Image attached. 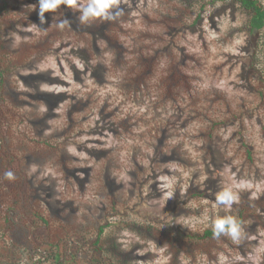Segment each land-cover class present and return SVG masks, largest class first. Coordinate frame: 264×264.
Here are the masks:
<instances>
[{"label":"rangeland","instance_id":"1","mask_svg":"<svg viewBox=\"0 0 264 264\" xmlns=\"http://www.w3.org/2000/svg\"><path fill=\"white\" fill-rule=\"evenodd\" d=\"M192 1V11L169 27L164 19L182 9L178 0H120L124 14L111 28L96 31H88L89 24L78 28L79 12L63 4L44 14V24L38 18L3 30L10 48L55 35L42 58L9 77L11 102L19 103L15 108L23 119L13 131L23 126L26 134L12 143L41 199L38 208L80 224L69 247H84L108 222L105 236L131 254L132 264H170L165 245L121 223L201 233L207 217L230 215L242 197H264V98L257 79L247 77L253 37L238 29L244 15L235 5ZM29 4L38 9V0ZM69 17L75 27L57 29L55 21ZM104 31L118 35L119 51ZM150 58L152 70L141 78ZM174 65L189 88L182 85L171 98L162 77ZM224 188L238 200L231 208H216L215 194ZM191 189L205 193L189 196ZM169 191L173 197L164 203ZM218 245L211 259L182 257L176 264H264V229H244L238 244L223 236ZM75 254L72 264H89L90 254Z\"/></svg>","mask_w":264,"mask_h":264},{"label":"trees","instance_id":"2","mask_svg":"<svg viewBox=\"0 0 264 264\" xmlns=\"http://www.w3.org/2000/svg\"><path fill=\"white\" fill-rule=\"evenodd\" d=\"M202 1L206 4L216 1L228 2L235 5L244 15V23L238 29L253 37L250 51L252 54L247 63V77L257 79L255 88L259 89L260 96L264 98V2L261 0ZM30 2L32 0H0V264H72L77 261L76 252L83 255L90 254L89 264H132L131 254L122 252L117 241L105 236L108 222L98 226L96 234L92 239L87 240L84 247H79L81 244L77 246L79 249L76 248V244L69 247L71 240L79 237L77 234L81 230L80 224L62 222L61 217L38 208L41 199H38L35 189L30 186L23 165L24 159L16 145L12 143V139L16 136L21 142L26 134L22 130L23 126L15 134L13 131V125L20 124L23 119L15 108L19 103L11 102L9 77L18 68L32 62L34 58L39 56L42 58V53L49 48L51 41L55 40V35H48L42 37L40 41L23 43L16 48L8 46L4 39V29H14L37 22L38 9L31 8ZM178 2H181L182 9L178 10L177 15L168 14L164 19L170 21L166 24L167 27L173 22L181 23L180 17L192 11V0H178ZM21 6L25 9H20ZM177 16L179 18H176ZM199 17L200 15H197L193 22L198 21ZM69 21L75 27L76 19L69 17ZM94 22L89 24L88 31H96L102 25L105 27L107 25L109 28L114 26L113 21ZM78 25V28L82 26ZM103 35L108 44L119 51L118 35L110 31H104ZM152 60L153 58H150L145 61L146 69L140 72L141 78L152 70ZM186 81L187 76L174 65L172 70L162 77L166 97L175 98L182 85L186 87L184 90H187L189 84ZM80 104V102L75 103L70 109L73 111ZM216 124L219 123H213L214 126ZM208 136H211L210 132ZM42 144L56 147V144L44 140ZM49 151L50 148L44 153L48 154ZM9 170L14 173L15 178L12 180L4 177V173ZM204 193L191 189L189 196H202ZM232 211L230 215L240 219L247 231L256 233L264 229V221H261L260 214L264 212L263 196L254 199L242 197V200L233 206ZM121 226L139 236L143 235L142 237L165 245L170 254V264H176L182 257L193 260L196 256L204 254L210 259L215 257L220 252L219 239L223 237L213 238L212 231L208 227L201 233H193L184 232L170 225L161 228L150 222L134 220L123 222ZM235 247L230 245L229 249H237L238 254H245L244 251H239V246ZM16 253H19L17 259Z\"/></svg>","mask_w":264,"mask_h":264},{"label":"clouds","instance_id":"3","mask_svg":"<svg viewBox=\"0 0 264 264\" xmlns=\"http://www.w3.org/2000/svg\"><path fill=\"white\" fill-rule=\"evenodd\" d=\"M62 4L76 8L79 12L77 19L81 25H88L96 20L117 21L124 14V10L119 6L120 0H85L82 4L79 3V0H38V18L40 24L46 22L44 15L46 12L54 13ZM35 7L34 5L33 8ZM55 26L57 29L63 30L66 26L70 27V21L67 18L57 19ZM4 177L8 180L15 178L14 173L10 170L4 173ZM164 195V203L167 199L173 197L171 191ZM237 200L238 195L236 192L230 188H224L215 194L214 206L216 208H220L221 206L231 208ZM206 227L211 229L212 236L215 239L225 236L238 244L244 236L243 222L231 215L222 217L219 215L209 216L207 217Z\"/></svg>","mask_w":264,"mask_h":264}]
</instances>
